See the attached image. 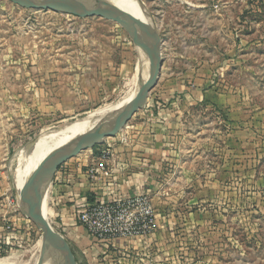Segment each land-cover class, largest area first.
<instances>
[{
	"label": "rangeland",
	"instance_id": "rangeland-1",
	"mask_svg": "<svg viewBox=\"0 0 264 264\" xmlns=\"http://www.w3.org/2000/svg\"><path fill=\"white\" fill-rule=\"evenodd\" d=\"M136 2L154 17L163 43L161 76L146 105L154 93L171 96L158 106L177 112L166 133L171 161L149 195L154 234L89 262L264 264V0ZM133 30L0 0V190L22 198L14 172L32 141H42L46 161L93 129L50 151L89 113L134 92L96 122L99 128L132 104L141 88L133 76L139 57ZM182 86L210 96L182 100L175 92ZM143 110L127 126L147 121ZM158 118L153 122L161 125ZM22 217L19 247L0 259L15 254L17 264H48L41 232Z\"/></svg>",
	"mask_w": 264,
	"mask_h": 264
},
{
	"label": "crops",
	"instance_id": "crops-1",
	"mask_svg": "<svg viewBox=\"0 0 264 264\" xmlns=\"http://www.w3.org/2000/svg\"><path fill=\"white\" fill-rule=\"evenodd\" d=\"M162 92L154 93L151 107L146 105L139 114L140 119L143 115L147 121L131 122L118 136L108 138L102 149L94 151L93 148L67 161L45 190L44 209L52 214H46V218L58 237L64 259L71 255L75 264H91L89 258L96 260L107 249L77 221L85 202L95 203L145 192L151 195L159 189L158 180L166 162L171 161L166 133L173 116L177 115L176 108L170 104L158 108L160 102L171 100L168 92L164 95ZM175 92L176 97L189 101H202L204 94L210 96L184 86ZM157 116H160L158 120H163L158 121L161 125L153 122ZM106 146L111 148L110 156L103 159ZM90 168L96 169L97 173L90 174ZM9 191L0 190V228L10 223L23 231L26 221L22 217L18 192L13 199Z\"/></svg>",
	"mask_w": 264,
	"mask_h": 264
},
{
	"label": "water",
	"instance_id": "water-1",
	"mask_svg": "<svg viewBox=\"0 0 264 264\" xmlns=\"http://www.w3.org/2000/svg\"><path fill=\"white\" fill-rule=\"evenodd\" d=\"M8 2L26 10L51 11L76 18H103L128 24L133 33L145 45L148 58V75L141 88L136 93L130 106L120 110L113 118L106 121L99 128L96 126L83 134L72 144L55 154L52 158L43 161L41 170L30 176L22 187L20 199L21 212L41 232L48 264H75L69 255L64 259L61 254L60 243L57 235L49 225L44 215L45 190L51 185L57 170L67 161L77 157L83 152L92 150L101 141L114 138L123 130L139 111L146 107L152 90L157 85L162 71V39L157 23L145 7H138L137 12L130 8L109 3H86L77 0H7ZM139 14L142 19L134 16ZM142 37H141V36Z\"/></svg>",
	"mask_w": 264,
	"mask_h": 264
},
{
	"label": "built area",
	"instance_id": "built-area-1",
	"mask_svg": "<svg viewBox=\"0 0 264 264\" xmlns=\"http://www.w3.org/2000/svg\"><path fill=\"white\" fill-rule=\"evenodd\" d=\"M109 156L110 152L103 150V159ZM89 173L93 175L97 170L90 168ZM77 221L107 249L139 243L151 237L156 227L154 210L146 192L95 203L85 202ZM22 236L21 228L10 223L4 224L0 228V257L19 247L16 241Z\"/></svg>",
	"mask_w": 264,
	"mask_h": 264
},
{
	"label": "bare ground",
	"instance_id": "bare-ground-1",
	"mask_svg": "<svg viewBox=\"0 0 264 264\" xmlns=\"http://www.w3.org/2000/svg\"><path fill=\"white\" fill-rule=\"evenodd\" d=\"M79 2H86L89 3L92 0H77ZM138 1V0H137ZM111 3L119 5V6H125L130 8V11L137 12V8L141 7L137 4L136 0H113ZM134 16L142 19V17L134 13ZM128 32V31H127ZM133 42L135 44V48L138 53V62L135 68V74L134 76V83L136 84V90H138L144 81L147 78L148 75V68L149 66L147 63V55L145 50V45L140 40L135 33H131ZM133 83V84H134ZM131 84V83H130ZM128 86V85H127ZM133 87V86H132ZM130 91V90H129ZM128 91V92H129ZM134 92H130L123 100H121L117 104L113 105H107L104 108H100L98 110H95L91 113H89L84 119L85 121H79L75 126L70 127L69 134L66 137H62L59 141L56 143H53L51 145L50 151L55 149L59 145H65V142L69 140L71 137H74L75 135L82 133L85 130H89L91 127H94L96 122L99 121V119H103L106 117L110 112H112L114 109L120 107L124 103H127L133 96ZM100 124V123H99ZM49 133V132H47ZM45 155L44 148L42 146V141H32L21 153L18 155V164L15 170L14 177L16 176L17 183H16V189H20L22 191V187L25 183V181L32 176L33 174L39 172L41 168L43 167V158ZM45 161V160H44ZM46 201V200H45ZM44 215L46 217V214L49 212L45 209H43ZM51 214V213H49ZM52 215V214H51ZM17 257L15 254H11L9 257L0 259V264H17ZM35 263V262H34Z\"/></svg>",
	"mask_w": 264,
	"mask_h": 264
}]
</instances>
